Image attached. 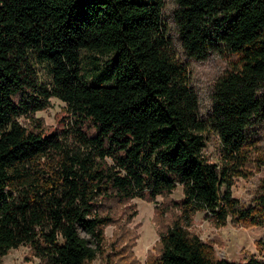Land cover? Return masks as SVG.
Segmentation results:
<instances>
[{
  "label": "trees",
  "instance_id": "trees-1",
  "mask_svg": "<svg viewBox=\"0 0 264 264\" xmlns=\"http://www.w3.org/2000/svg\"><path fill=\"white\" fill-rule=\"evenodd\" d=\"M177 2L186 54L231 57L206 119L173 51L164 0H0V262L25 244L40 264H91L113 222L102 201L156 200L181 185V214L148 264H264L222 258L188 226L197 211L219 226L230 217L264 226V178L253 205L232 194L250 160L247 130L264 122V0ZM54 96L74 115L78 148L35 117ZM211 128L222 165L204 154Z\"/></svg>",
  "mask_w": 264,
  "mask_h": 264
},
{
  "label": "rangeland",
  "instance_id": "rangeland-1",
  "mask_svg": "<svg viewBox=\"0 0 264 264\" xmlns=\"http://www.w3.org/2000/svg\"><path fill=\"white\" fill-rule=\"evenodd\" d=\"M177 0H164V20L172 41V48L177 58L183 61L191 71V84L200 101V112L208 118L213 111L216 83L219 77L230 67V55L221 51H211L206 59H198L186 54L180 38V31L175 19ZM39 74L44 81L51 77L44 64H39ZM39 118L48 132H58L61 138L72 148L80 147L79 138L75 135L74 115L68 110L67 103L58 97H52L50 105L37 111ZM20 121L32 127V121L20 117ZM250 136V160L246 173L234 177L232 194L246 207L254 204V199L261 189L264 178V122L248 128ZM206 146L205 156L220 165L225 161L224 147L219 133L214 128L204 132ZM183 197L182 186L168 197L158 195L156 200L134 197L131 199L112 198L102 201L101 210L113 217V222L105 228L106 242L104 252L91 264H111L120 261L129 264H148L151 253H156V244L160 239V231L170 225L181 214L180 206L173 200ZM159 217L156 220V211ZM189 229L211 243L217 255L237 261H247L252 255L264 258V226L245 225L231 217L225 225H217L212 216L205 211H197L192 218ZM83 236L90 235L81 229ZM29 245L12 248L1 260L0 264H40Z\"/></svg>",
  "mask_w": 264,
  "mask_h": 264
}]
</instances>
